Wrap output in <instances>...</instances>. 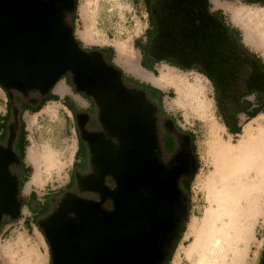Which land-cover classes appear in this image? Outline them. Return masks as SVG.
Wrapping results in <instances>:
<instances>
[{"label":"water","instance_id":"obj_1","mask_svg":"<svg viewBox=\"0 0 264 264\" xmlns=\"http://www.w3.org/2000/svg\"><path fill=\"white\" fill-rule=\"evenodd\" d=\"M155 4L159 33L151 44L152 57L172 58L187 68L198 64L221 86L242 66L244 56L255 66L253 77L264 78L259 61L211 14L209 0ZM71 5L72 0H0V84L46 95L71 72L77 89L93 96L109 135L119 140L115 145L83 130L82 137L91 144L94 172L80 179L81 188L103 199L112 197L115 207L107 212L98 201L72 192L64 195L58 209L42 222L52 264H160L164 253L158 245L168 242L165 237L187 211L177 190L183 169L168 170L159 162L157 108L146 91L133 93L122 79V67H109L100 51L90 54L73 39L74 28L63 18ZM80 118L77 114L79 124ZM184 138L185 149L177 156L180 163L193 153L191 136ZM13 159L11 149L0 151V222L3 213L16 218L22 209L17 178L8 166ZM109 175L116 179V188L107 187Z\"/></svg>","mask_w":264,"mask_h":264},{"label":"clouds","instance_id":"obj_2","mask_svg":"<svg viewBox=\"0 0 264 264\" xmlns=\"http://www.w3.org/2000/svg\"><path fill=\"white\" fill-rule=\"evenodd\" d=\"M228 3L232 11H216L225 16L226 23L234 30V34L238 33V40L247 51L264 58V4L248 3L247 0H228ZM209 4L214 7L213 0H209ZM69 19L75 21L73 39L90 54L94 50H100L109 67L121 68L118 63L117 44L121 49L130 46L143 56L142 50L137 49L135 44L137 39H142V36L135 34V29L140 23L147 25L148 22L143 0H139V3L137 0H75V10ZM167 67L182 73L184 79H179L163 93L158 110L174 118L181 131L192 130L193 134L197 135V152L200 154L201 146L208 142L213 123L223 121L217 106L215 88L207 77L197 74L198 78L192 79L191 70L183 71L173 65ZM35 93L37 90H29L28 96L38 99ZM169 105H172L175 111L169 112ZM43 112L41 109L39 113H24L25 130L29 134L28 147L38 148L45 160L49 155H53L57 164L66 160L70 162V149L78 146L75 130H69L60 118L45 117ZM6 114V111L0 109V115ZM30 115L37 119H27ZM224 128L232 139L241 135L232 136L227 132V125H224ZM260 153L262 163L258 176L259 196L255 208L252 202L243 201L235 214L219 227L212 225L209 229L208 226L201 225L205 238L199 245H193L191 230L198 219L194 208L188 221L189 231L183 233L182 239L177 243V252L184 249L180 254L181 258L177 260L174 252L169 264H249L247 253L251 245L245 234L250 213L258 211V222L264 221V134L260 142ZM203 159L201 155V160ZM24 164L33 169L34 175L35 168L28 162L27 155ZM30 183L31 176L19 186V199H30L32 194L26 190ZM199 199L201 207L208 204L207 193L201 194ZM20 211L21 217L18 221L0 227V264H51L50 249L43 233H40L35 225L29 226L28 218L23 215V208ZM260 243L264 245V238Z\"/></svg>","mask_w":264,"mask_h":264},{"label":"rangeland","instance_id":"obj_3","mask_svg":"<svg viewBox=\"0 0 264 264\" xmlns=\"http://www.w3.org/2000/svg\"><path fill=\"white\" fill-rule=\"evenodd\" d=\"M213 1L215 2V4L217 6L224 5L226 7L224 9V11H226V12L232 11L231 6L228 3V0H223V1L222 0H213ZM137 2L139 3V0H137ZM253 4H256V3H253ZM259 4H262V3H259ZM155 5L156 4H154L153 7H155ZM143 6H146L144 0H143ZM209 7L211 8V11H216V9L214 7H212V5L209 4ZM249 11H251V10H249ZM147 13H148L147 25H145L144 23H140L137 26V28L135 29V34L142 36V39H137V44L143 43L144 36H147V31L152 26L148 9H147ZM146 28H147V30L145 31ZM118 47H120V45ZM137 49H139V48H137ZM121 50L122 51H121V54H119L118 63L124 69V71L127 74L139 79L140 81L150 83V84L154 85L155 87L160 88L162 91H164V93L167 92V90L171 86L176 84L179 79L183 78L182 73H177V72H175L174 68L167 67V65H170V64L166 63L165 61H161L163 63L158 62L157 64H155L154 70L156 71V73H154L153 71H150L141 65L142 57L140 56L139 52L133 50L130 46H126V47L122 48ZM182 70L183 71L191 70L193 73L192 79L198 78L197 74H199V76L207 77L212 82V86L215 88L217 106L220 110L219 114L222 115L220 105H219V101H218V93H217L213 79L211 80L207 75L201 73L198 69H188L187 67H185ZM63 83L64 82H62V84L60 85L61 86L60 90L66 91V87L64 86ZM13 90L14 89H9L10 93L14 97L17 90H15V92ZM40 94L41 93L38 90H37V93H35V95H38V97L40 96ZM27 95H28V93H27ZM62 95H63V93H62ZM65 97L70 99V101L73 104H75L76 109H83L87 105V102L81 96H79L76 93L75 97H76V99H78V101H74L71 96L70 97L64 96L59 100L50 101V102L46 103L45 106L43 107V110H44L43 115L45 117L53 118V119L60 118L62 120V122L66 124V126L69 130H71V129L75 130V139H77L79 141V137H78L79 133H78V127H77V120L78 119H76L75 114L71 110V108L67 104H65V102H64ZM27 98L29 100L34 99L32 97H29V96H27ZM8 100H9L8 91L5 88H3L0 84V109H3L6 112L10 108V106L5 105L6 103H8L7 102ZM165 103H167V101H165ZM15 108H17L16 105H15ZM40 111L35 112V113H39ZM172 111H175V109L172 105H169V112H172ZM28 113H32V112H28ZM161 114L163 116L170 117L172 119L173 123H175L176 132H178V135H181L182 134L180 132L181 129L177 126L175 119L172 118L171 116L167 115L163 111H161ZM65 117L67 119H65ZM23 119H25L24 115H23ZM27 119L35 120L37 118L30 115L29 117H27ZM11 123H12V125H15V126L19 125V117L16 114V111L11 118ZM224 125H225L224 117H223V121L221 123H213L212 131H211L210 137L208 138V142L201 146L200 154H198V152H197V143H196L197 135H194L192 130L182 131L185 134L186 133H192L194 135V142H195V154L193 152V155H194V160H193L194 163L193 164H194V168H195L194 172H193L194 175H193V178L191 181V186L188 190L189 194H186V199H187L186 217L189 221V218L192 214V210L195 208L196 209V216L198 217V219L194 223L195 226L197 224H199V225L203 224L207 210L211 206V202L209 199V193H210V188L213 187V184L216 185L217 187H221V188L225 185V183H228L226 188L231 187V185H233L231 182L233 181L234 174H233V171H231V170L237 164L236 162H238V159H239V157H241V155H238V153H236V152L234 154L233 152L229 151L228 148H230V150H231L234 144L236 145V144H238V142H240L243 131L246 127H250L251 129L248 130V133L252 134L253 137L257 138L256 151L252 155L253 159H254V166L259 165V163L262 162L261 161V155H260V142H261L262 134H264V115L261 117H258L257 119H255L251 122H248L246 125H244L242 132L239 133L241 135H239L238 138H236V139H232L229 137V135L225 132ZM259 125H262V128L260 130L258 127ZM185 126L187 127V125H185ZM253 128H256L258 131L254 132ZM227 132L229 133L228 130H227ZM26 133H27V139L29 140V134L27 131H26ZM232 136H236V135H232ZM258 140L260 142H258ZM230 144H233V145H230ZM76 148H77V146H74L70 149V162L66 160L62 164L56 163V165H53L52 168L51 167L48 168V166L45 165L44 161L41 160L43 158L41 156L40 151L38 150L37 158H38V160L39 159L41 160L40 163L42 165L41 167H42V172H43L42 173L43 181L40 182L35 178V175L32 174L33 173V169H32L30 172V174H31L30 176L32 177V183H30V184H32L33 188L36 190L35 193H37L36 195L38 198H40L44 201L47 200L48 202L50 201V199L52 200L51 203L49 202L50 203L49 209L51 210L50 212L58 209L59 199L57 197L62 192H64L65 189H67V184L70 181V177L72 175L74 167L77 165V162H75V161L73 164V155H74ZM29 150H30V148L27 146V148H26L27 160L31 165L34 166V168L36 170L37 164L39 162L37 163L35 160H29V158H28ZM256 152L258 154L257 156H255ZM201 155H203V157H204L203 161L201 160ZM249 156H251V155L245 154L243 156V157H246L245 158V159H247V160H245L246 162L249 160L248 159ZM252 156L250 158H252ZM51 157L53 158V160L56 159L53 155H49L48 158H51ZM78 158H79V155L76 156V159H78ZM255 160H256V162H255ZM23 161H24V159L21 161L23 166H22V168H20V173L25 175L28 171L26 170V166H25ZM221 161L223 162L221 167H224V173L228 174V176H226L224 180L222 179L223 181L222 180L213 181L217 175L216 170L218 171V166H219V163ZM59 165H60V167H59ZM254 166H251L252 168L251 169L249 168V170L246 171V174L247 173L252 174L255 177V175L258 171V167H256V166L254 167ZM201 169H203V171H201ZM198 176H199V178H197ZM229 176H231V177H229ZM246 177H248V176H246ZM249 180H250V178L248 177V181ZM30 184H28V187ZM204 193H207L208 204L204 207H201V201H200L199 197L201 194H204ZM228 195L230 196V194H228ZM237 199L240 200V197H238ZM20 200L22 201L23 199H20ZM27 200H23V204H24V206L22 207L23 208V215H24V217L28 218L27 223L29 226H31L30 222L32 221L34 223L35 227L39 230V232L43 233V236L46 239L47 245L50 249V245H49L48 240L45 236V232H44L43 228L40 229V227H38L39 226L38 222L42 223L45 220L46 216L49 214V213L46 214L48 209L41 210L40 211V214H41L40 217L41 218L38 219L39 216H35V211L30 207V205H29L30 202L28 203ZM249 200H251V197H249ZM249 200H248V202H252ZM254 200H256L255 202H257L258 196H256L254 198ZM193 201H196V203L194 204ZM34 203H36V202H34ZM35 205H37V204H35ZM235 205L236 204H229L225 210L233 209ZM253 208H255V204H253ZM257 216H258V211L254 210L250 213V216L248 219L249 224L247 226L248 230H247L246 236H245V238L249 241V243L251 245L250 250L247 253V257L249 259V264H259L261 257H262V254H263V250H264V245H261V243H260L261 239L264 238V221L258 222ZM20 217H21V213L16 218L7 219L6 220L7 224L4 226L12 224L13 221H18L20 219ZM33 217H35L34 221L32 220ZM200 217H202V219ZM188 221L186 223V228H185L183 233L189 231ZM1 224L2 223L0 222V226H1ZM182 227L183 226L181 224L177 233L174 234L173 242L180 237L181 232H182ZM191 231H192V236H193V239H192V243H193L196 239V233L194 232L193 227H192ZM172 248H173V243L165 248V256L162 259L161 264H164L165 260L170 255ZM176 250H177V247L174 251V252H176V259L180 260V258H181L180 254L184 251V249H180L179 252H177ZM50 254H51V249H50Z\"/></svg>","mask_w":264,"mask_h":264},{"label":"flooded vegetation","instance_id":"obj_4","mask_svg":"<svg viewBox=\"0 0 264 264\" xmlns=\"http://www.w3.org/2000/svg\"><path fill=\"white\" fill-rule=\"evenodd\" d=\"M59 4H60V2L57 1V5H59ZM71 7H73V8L72 9H64V17L63 18H64V23L67 26H72L69 17H71L73 12H74L75 0H72ZM152 19H153V24H154L153 26L155 29H158L157 31L159 33L158 21L153 16V7H152ZM153 26H151V27H153ZM152 39H153V37L149 36V34H148L147 36H145L143 42H145L146 40H149V44L151 45L152 44L151 42H153ZM148 48H149V45H148ZM98 51H100V50H98ZM102 56H103V53H102ZM166 59L174 62V60L172 58H166ZM193 66L196 69H202V67H200V65H198V64H193L191 67H193ZM61 78L62 79L65 78L67 80L72 91L76 92L79 96H81L87 102V105L83 109H76L75 104H73L72 102L70 104H68V106L74 112L76 119H77V114H81L80 121L83 122V123L79 124L78 120H77V127H78V133H79V136H78L79 137V148H78V150L80 149V154H79V158L77 161V165L74 167V170H73L72 175L70 177V181L74 180L73 187H71V188L67 187V189H65L64 192H62L60 195H58L57 198L59 199V202H60L61 198L64 195H66L68 192H72L73 195L78 196L80 198L98 201L103 210L110 212L115 207V204H114L112 197L108 196L105 199H103L99 193H97L95 191H89V190L81 188L80 179L83 178V176H87V175L94 172V165L92 162L93 153L91 150V144L82 137V133H83V130H85V131H87V133L89 135H93V134L99 135V136H101L107 140H110L115 145H119V140L117 138L109 135L108 131L106 130V128L101 123L100 118H99L100 108L97 105L96 101L94 100L93 96L88 95L85 92L79 91L77 89V84L74 81V75L71 72H67ZM122 79H123V77H122ZM124 83L133 93H136L138 90L146 91L148 100L151 101L156 106L157 109L155 112V117H156V124H157V139H158V146L156 149V153H157L160 164L163 165L166 169L172 170L176 167H180L181 169H183V170L179 171V175L177 178V190L180 193L179 201L181 202V206L187 207V199H186L187 193L185 190L186 186H185L184 182L187 181L191 177L195 168H194V164H193L194 163L193 153H191V154L188 153L187 156L184 157L183 163H180L177 160V156H178L179 152L182 149H185V145H184V143H185L184 134L185 133L180 131L182 134L178 135V132H176V130H175L176 129L175 123H173V121L170 117H166V116H163L161 114V111L158 110L157 99H156V97H151V93L149 92V90H147L143 87H136L134 85L126 83L125 81H124ZM216 88H217V93H218V101H219L220 109L224 112L223 106L221 105L222 102H221L219 89L217 86H216ZM5 89L8 91V95H9L10 110H11L12 114H14L15 111L20 110L21 107L18 104L13 102V96L10 93L9 89H7V88H5ZM18 92H20V93H18ZM23 93H25V92H21V91L17 90V92L15 93L17 100H20L21 102H23V104H28L31 107L37 106L41 102L43 97H45L46 95L49 94L48 93L46 95H40L41 98L38 101H36L33 99H30V100L27 99L25 96H23ZM15 105L17 106V108H15ZM7 133H8V136H6V138L3 141L0 140V144H6V146H0V151H2L3 148L4 149H11L13 151L14 159L12 162L9 163L8 166L10 168L11 174L17 178V189L19 190L20 179L22 177V174L20 173V168H22V163H21V159H20V156H19L18 150H17L19 137H15L16 136V134H15L16 129H15V125H12L11 120H10L9 126L7 127ZM191 145H192V141H191ZM192 151H193V149H192ZM165 161H167V163H165ZM105 182H106V185L109 189L116 188V186H117V181L112 175H109L108 177H106ZM143 192H144V194L149 195L148 190L144 189ZM17 199L22 205L23 200L21 201L18 198V193H17ZM49 202L51 203L52 200L50 199ZM53 212L54 211L49 212V214L46 216V218ZM181 213H182V215L178 217V221H176L175 227L173 228V230L171 232H169L167 234V237H165V240H167L168 242H166L165 244H159L158 245L160 251L162 253H164V256H165V248L172 243L174 245L176 240L173 242V236L175 233H177L181 224L183 226V222H184V219L186 217L187 211L186 212L183 211ZM11 218H12V216L10 214H5V213L2 214V220L3 219H11ZM46 218H45V220H46ZM2 220H1V222H2ZM40 226L44 230L42 223H40ZM259 264H264V250H263V254H262V257H261Z\"/></svg>","mask_w":264,"mask_h":264},{"label":"crops","instance_id":"obj_5","mask_svg":"<svg viewBox=\"0 0 264 264\" xmlns=\"http://www.w3.org/2000/svg\"><path fill=\"white\" fill-rule=\"evenodd\" d=\"M213 5H214L215 9H223L224 10L226 8L224 5L217 6L214 1H213ZM224 12H226V11H224ZM224 18H225V16H224ZM144 38H145V36H144ZM250 54L255 59H257L258 61H259V59H262L264 62V58H261L255 54L253 55L252 53H250ZM242 61H243L242 66L240 68L235 69V75L232 78L230 77L229 79H227L225 82L224 81H223V83L221 82V86L217 85L215 83V81L213 80L215 87L217 86L219 89L221 102H222L221 105L223 106V109H224V112L222 110H221V112H222V115L224 117V120L226 121V122L224 121V123H225V125H227V130L232 135L239 134L236 132L239 131L240 128L243 130L244 125H246L248 122H251V121L257 119L258 117H261L264 115V111H263V112L256 114V116H254L253 118H250L251 114L256 113V111L259 109L261 104H263V102H264V78L261 76L262 79L258 80V78L256 79V77H253L254 72H255L254 64L251 61L247 60L244 56H242ZM259 63H260V61H259ZM260 65H261V63H260ZM261 67H262V65H261ZM262 69L264 71L263 67H262ZM62 82H64L63 84L66 87V91L60 90V88H61L60 85L62 84ZM255 85H257L259 87H256ZM216 90H217V88H216ZM18 93H20V92H18ZM51 93L58 95L60 97V99L64 96H69V97L71 96L74 101H78V99H76V97H75L76 93L74 91H72L71 87L69 86V84L65 78H63V79L61 78L55 84ZM62 93H63V95H62ZM23 96H25L27 98L28 95L23 93ZM40 98H41V96H39L38 99H33V100L38 101ZM50 101H55V100H49L48 102H50ZM9 103L10 102L6 103L5 105L8 106ZM25 112H30V111L27 110ZM19 115H20V110H19ZM4 120H5L4 115H0V137L2 136V137L6 138V136H8V133H7V127L3 123ZM15 129H16V133H15L16 136L15 137H18L19 132H20L19 125L15 126ZM0 140L3 141L4 139L0 138ZM0 146H6V144H0ZM78 148H79V141H78V146H77V148L74 152V155H73V164H74V161L75 162L78 161V159H76ZM26 190L29 193H32L33 191L36 192V190L33 188L32 184H30ZM36 200H37L36 203L32 204L31 203L32 198H30L27 200V202L28 203L30 202L29 205L35 211V216H41L40 211L44 210V208H46L48 201L47 200L44 201L38 197H36ZM35 204H37V205H35ZM41 205H42V207H40ZM32 220L34 221L35 217H33ZM38 224H39L38 227H40V229H42L39 222H38ZM30 225L32 226V225H34V223L31 221Z\"/></svg>","mask_w":264,"mask_h":264},{"label":"bare ground","instance_id":"obj_6","mask_svg":"<svg viewBox=\"0 0 264 264\" xmlns=\"http://www.w3.org/2000/svg\"><path fill=\"white\" fill-rule=\"evenodd\" d=\"M118 46L119 44H117L116 47L119 50V54H121L122 50ZM181 79H184V77ZM258 127L260 130L262 128V125H259ZM249 129L251 128L246 127L244 129L241 140L240 142H238V144L236 145L230 144V145H233V147L231 150L230 148H228L229 151L233 152L234 154L236 152L238 153V155H241V157H239L238 159V162H236L237 164L231 170L233 171V174H234L233 181L231 182L233 185H231V187L226 188L228 183H225V185L221 188L213 184V187L210 188L209 199L211 202V206L208 208L206 216L204 218V222L202 224V225L208 226L209 229H211L212 225H216L217 227H219L223 222H226L228 218L232 217L235 214L241 202L248 201L249 197H251V200L249 201H252V203L255 204L256 200H254V198L256 196H259L258 176H259L262 162L259 163V165H255L256 167H258V171L255 177L252 174H248V173L246 174V171L249 170V168L251 169L252 168L251 166H254V159L252 155L255 153L256 147H257V142H256L257 138L253 137L252 134L248 133ZM253 130L254 132L258 131L256 128H253ZM258 142L260 141L258 140ZM37 153H38V148L36 147L30 148L29 153H28V158L29 160H35L37 163L39 162L37 164L34 175L38 181L42 182L43 172H42V167H41L42 165L40 163L41 160L44 161L45 165L48 166V168L49 167L52 168L53 165H56L57 161L56 159L53 160L52 157L47 158L46 160L44 158L41 160L40 159L38 160ZM245 154H249L252 156V158H250L251 156H249V158L247 157L249 159L247 162L245 161L247 160L245 159L246 157H243ZM257 155L258 154L256 152L255 156ZM3 158L5 157L3 156ZM222 163L223 162L221 161L219 163V166L217 165L218 171L216 170L217 175L213 181H216V180L218 181L222 179L224 180L225 177L228 176V174L224 173V167H221ZM246 176L250 178L249 181H248V177ZM228 194H230V196ZM238 197H240V200L237 199ZM229 204H236V205L234 206L233 209L225 210ZM248 224H249V220H248ZM193 228H194V232L196 233V239L193 242V245H199L200 242L205 238V233L201 231V225L199 224H197L196 226L194 224Z\"/></svg>","mask_w":264,"mask_h":264},{"label":"trees","instance_id":"obj_7","mask_svg":"<svg viewBox=\"0 0 264 264\" xmlns=\"http://www.w3.org/2000/svg\"><path fill=\"white\" fill-rule=\"evenodd\" d=\"M157 0H144L145 4H146V7L147 9L149 10V15H150V20H151V23H152V26L154 25L153 24V19H152V7L154 6V4L156 3ZM248 3H262L264 4V0H247ZM208 8L210 10V7H209V4H208ZM75 10V8H74ZM211 14L217 16L220 21L223 23V25L227 26L228 28H230V26L226 23V20L224 18V16L222 15V13L220 11H211ZM71 24L73 25V28H74V23L75 21L74 20H70ZM232 33L234 34V30L232 28H230ZM158 29H155L154 26L153 27H150V29H148L147 31V35L149 34V36H152L153 39L152 41L155 39V37L157 36L158 34ZM234 36L238 39V33L234 34ZM152 43V42H151ZM135 44L137 45L136 47L139 48L140 50H142L143 52V56H142V59H141V65L150 70V71H153L154 73H156V71L154 70V66L155 64H157L158 62H161V61H165L166 63H169L170 65H173V66H176L178 68H181V69H184L185 67H183L182 65L176 63L175 61H169L167 60L166 58L164 59H157V58H154L151 56L150 54V48H151V45L149 44V40H146L145 42L141 43V44H137V40L135 41ZM148 45H149V48H148ZM254 55V54H253ZM262 67L264 68V62L262 59H259ZM188 69H196L194 66L193 67H189ZM201 73L207 75L211 80L212 78L207 74V72L203 69H198ZM125 71H123V80L128 83V84H131V85H134L136 87H143L147 90H149V92L151 93V97H156L157 99V104H159V101L161 99V96L163 95L164 91H162L160 88L158 87H155L154 85L150 84V83H146L144 81H140L139 79L127 74ZM2 86V85H1ZM3 87V86H2ZM4 88V87H3ZM158 95V96H157ZM60 97L58 95H55V94H52V93H49L48 95H46L45 97H43V99L41 100V102L35 106V107H31L30 105L28 104H23V102H21L20 100H17L16 96L14 95L13 97V102L18 104L21 108H20V115H19V128H20V132H19V138H18V147H17V150H18V154L20 156V159L23 160L25 155H26V148L28 146V139H27V133H26V130H25V123H24V119H23V114L25 111H30L32 113H35V112H38L40 111L44 105L49 101V100H59ZM9 102V100H8ZM64 102L65 104H70L71 101L70 99L68 98H64ZM9 106V105H8ZM264 111V102L263 104H261V106L259 107V109L256 111V113L254 114H251L250 118H253L254 116H256V114L260 113V112H263ZM7 114L4 115L5 117V120H4V125L6 127L9 126L10 124V120L13 116L10 108L9 110H7L6 112ZM225 121V120H224ZM226 122V121H225ZM227 124V123H226ZM242 132V129L240 128L239 131H237L236 133H241ZM191 136V141H192V149H193V152L195 154V142H194V135L192 133H187ZM1 139H5V137H0ZM80 154V149L77 150V155ZM23 166V165H22ZM198 169V168H197ZM26 170L28 171L25 175L22 174V177L20 179V185L27 181L29 176L31 175L30 172L32 170L31 167H26ZM193 175L194 173L192 174V176L187 180L185 181V190H186V193H188V190L191 186V181H192V178H193ZM74 185V180H71L69 181V183L67 184V187L71 188L73 187ZM31 197L32 198V201L31 203L33 204L34 202H36V193L33 191L31 193ZM22 206H24V204H22ZM42 207V205L40 206ZM50 207V203L48 202V204L46 205V208L44 209H48L47 210V213L48 214L51 210L49 209ZM45 215V214H44ZM41 218L40 216L38 217V219ZM7 219H3L2 220V224H1V227L6 225ZM188 219L187 217H185L184 219V223H183V227H182V232H181V235L180 237L175 241L174 245H173V248H172V251L170 253V255L168 256V258L165 260L164 264H169L170 262V258L173 256V253L177 247V243L178 241H180V239L182 238V233L184 232L185 228H186V223H187ZM162 263V261H160V264ZM51 264H52V261H51Z\"/></svg>","mask_w":264,"mask_h":264}]
</instances>
